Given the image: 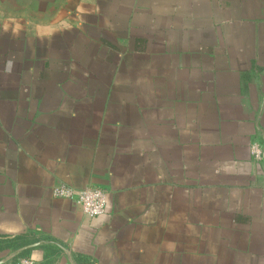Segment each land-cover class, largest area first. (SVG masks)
I'll list each match as a JSON object with an SVG mask.
<instances>
[{
  "label": "crops",
  "instance_id": "1",
  "mask_svg": "<svg viewBox=\"0 0 264 264\" xmlns=\"http://www.w3.org/2000/svg\"><path fill=\"white\" fill-rule=\"evenodd\" d=\"M22 234L33 264H264V0H0V235Z\"/></svg>",
  "mask_w": 264,
  "mask_h": 264
},
{
  "label": "built area",
  "instance_id": "2",
  "mask_svg": "<svg viewBox=\"0 0 264 264\" xmlns=\"http://www.w3.org/2000/svg\"><path fill=\"white\" fill-rule=\"evenodd\" d=\"M251 153L256 159H261L263 155L262 147L258 143H254L251 146ZM54 195L75 201L81 206L84 213L90 217L100 216L107 209V195L105 191L98 188L76 189L72 186L60 185L54 189ZM19 264H33V262L29 259H22Z\"/></svg>",
  "mask_w": 264,
  "mask_h": 264
},
{
  "label": "trees",
  "instance_id": "3",
  "mask_svg": "<svg viewBox=\"0 0 264 264\" xmlns=\"http://www.w3.org/2000/svg\"><path fill=\"white\" fill-rule=\"evenodd\" d=\"M36 238L28 234H22L17 236H9V235H0V251L3 250H20L17 255L13 258V263L18 264V261L23 258L29 256L32 248L31 246L37 242ZM80 264H97L92 262L87 257L79 258Z\"/></svg>",
  "mask_w": 264,
  "mask_h": 264
}]
</instances>
